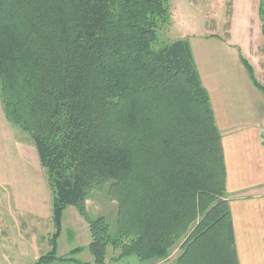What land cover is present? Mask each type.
Returning a JSON list of instances; mask_svg holds the SVG:
<instances>
[{
    "label": "trees",
    "instance_id": "16d2710c",
    "mask_svg": "<svg viewBox=\"0 0 264 264\" xmlns=\"http://www.w3.org/2000/svg\"><path fill=\"white\" fill-rule=\"evenodd\" d=\"M259 14L264 33V0ZM172 21L170 0H0L1 104L52 193V250L37 264L58 259L71 207L93 264L165 261L179 244L174 264H240L223 136L189 40H160ZM105 189L114 232L88 210Z\"/></svg>",
    "mask_w": 264,
    "mask_h": 264
},
{
    "label": "crops",
    "instance_id": "0c3cea01",
    "mask_svg": "<svg viewBox=\"0 0 264 264\" xmlns=\"http://www.w3.org/2000/svg\"><path fill=\"white\" fill-rule=\"evenodd\" d=\"M260 4V0H259ZM260 39L247 38L245 46L235 42L238 38L233 30L225 37L216 33L189 38L203 86L208 91L215 112L218 128L223 136V147L227 168V193L231 203L236 246L240 264H264V91L259 88L243 63L242 50L254 72V78L264 88V34ZM235 36V38L233 37ZM8 122V123H7ZM7 120L0 100V142L6 145L11 138ZM21 210L38 219H51L52 213L44 203L41 183L32 180L18 181ZM90 209V201L88 202ZM90 211V210H89ZM65 215V214H64ZM75 216L77 228L90 227ZM82 222V223H81ZM58 241V259L48 264H93V256L87 262L77 255L85 254L92 242L76 248L62 250ZM77 249L81 252L73 254ZM115 256L108 254V260ZM72 259V260H67ZM165 261L143 262L132 256L109 264H167Z\"/></svg>",
    "mask_w": 264,
    "mask_h": 264
},
{
    "label": "rangeland",
    "instance_id": "374dc122",
    "mask_svg": "<svg viewBox=\"0 0 264 264\" xmlns=\"http://www.w3.org/2000/svg\"><path fill=\"white\" fill-rule=\"evenodd\" d=\"M259 7V0H170L173 21L170 26L163 28L160 40L162 43L189 40L190 37L213 32L225 37L233 30L238 36H233L235 42L244 47L251 35L252 40L260 39L262 35ZM261 51L264 52V49ZM242 55L246 60L244 50ZM7 130L8 133L11 131V138L5 146L0 142V264H37L42 256L52 250L54 223L52 218L38 219L21 210L17 201L20 190L16 184L19 180L41 183L43 204L49 202L51 213L52 193L47 173L41 166L38 151L30 136L17 126L12 125V130L7 126ZM89 210L92 220L104 217L112 231H115L118 203L108 195L107 189L94 193ZM76 215L89 225L76 208L65 211V229L60 240L63 252L84 246L92 240L89 232L85 235V230L77 228ZM119 254L120 251L109 248L110 256L117 257ZM179 255L180 244L173 250L167 264H174ZM91 257L90 250H87L75 258L87 262Z\"/></svg>",
    "mask_w": 264,
    "mask_h": 264
}]
</instances>
